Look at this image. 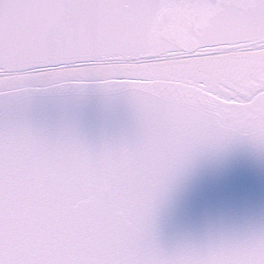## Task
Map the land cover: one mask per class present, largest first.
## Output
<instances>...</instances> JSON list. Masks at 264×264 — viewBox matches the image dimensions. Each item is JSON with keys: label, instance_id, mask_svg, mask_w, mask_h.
I'll use <instances>...</instances> for the list:
<instances>
[{"label": "snow or ice", "instance_id": "snow-or-ice-1", "mask_svg": "<svg viewBox=\"0 0 264 264\" xmlns=\"http://www.w3.org/2000/svg\"><path fill=\"white\" fill-rule=\"evenodd\" d=\"M241 149L264 163V0H0V264H264V215L164 232Z\"/></svg>", "mask_w": 264, "mask_h": 264}, {"label": "water", "instance_id": "water-1", "mask_svg": "<svg viewBox=\"0 0 264 264\" xmlns=\"http://www.w3.org/2000/svg\"><path fill=\"white\" fill-rule=\"evenodd\" d=\"M86 120L100 121L93 106ZM264 215V163L251 152L236 150L220 160H206L176 193L165 222L166 236L199 230L211 219L245 223Z\"/></svg>", "mask_w": 264, "mask_h": 264}]
</instances>
